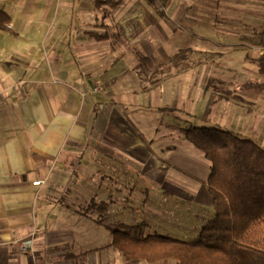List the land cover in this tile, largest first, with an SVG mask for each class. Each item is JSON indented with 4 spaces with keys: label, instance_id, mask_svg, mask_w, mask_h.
Instances as JSON below:
<instances>
[{
    "label": "crops",
    "instance_id": "0c3cea01",
    "mask_svg": "<svg viewBox=\"0 0 264 264\" xmlns=\"http://www.w3.org/2000/svg\"><path fill=\"white\" fill-rule=\"evenodd\" d=\"M209 1L231 6L205 11L231 27L191 32L197 44L179 35L171 53L176 33L146 0H1L0 264H178L128 261L114 231L198 236L215 214L211 161L185 129L213 126L214 110L216 126L264 135V0ZM219 48L226 62L200 60ZM181 50V69L164 72Z\"/></svg>",
    "mask_w": 264,
    "mask_h": 264
},
{
    "label": "trees",
    "instance_id": "16d2710c",
    "mask_svg": "<svg viewBox=\"0 0 264 264\" xmlns=\"http://www.w3.org/2000/svg\"><path fill=\"white\" fill-rule=\"evenodd\" d=\"M165 5L168 0H146ZM10 15L0 7V31H10ZM104 35H99L103 37ZM183 51L164 72L179 68ZM141 61L149 58L140 54ZM257 63L264 74V54ZM185 135L211 161L208 184L214 198V217L195 240L152 233L137 236L115 230L113 245L128 261L178 264H264V147L218 126H190Z\"/></svg>",
    "mask_w": 264,
    "mask_h": 264
},
{
    "label": "rangeland",
    "instance_id": "374dc122",
    "mask_svg": "<svg viewBox=\"0 0 264 264\" xmlns=\"http://www.w3.org/2000/svg\"><path fill=\"white\" fill-rule=\"evenodd\" d=\"M200 1H201L200 4H197V3H199V0L194 2L193 3L194 6H193L192 3H190V4L188 3L189 1L173 0L170 8H167V6L164 7L163 4L161 5V2L159 3V1H157L159 3L157 6L160 7V11H164L165 17H167V19H168V21H166V23H167V27H168L169 31H171V30L174 31L176 33V36H177L176 38H178V39H176V38L170 39V42H168L169 45L173 44V46H174L173 50H170L171 53L178 52L177 51L178 45L181 47L182 46L184 47L188 43V42H184L181 45H180V43H177V40H178V42H180V40L182 38V37H179V35L183 36V38H185V40H189L191 43L194 40V42L197 44L198 42L196 39L193 38L191 32L199 31L203 34H208V35L218 33V35H216V36H219V33L221 31L220 29H222V33H223V31L226 28L231 27L232 23L230 21L229 22H227L225 20L220 21V19H218V21L220 23L217 22L218 26L217 25L214 26L212 21L216 20L217 18H215V16L213 17L211 15H206V13H205V11L206 12L211 11L213 13L216 12L217 14H225V11L228 10L227 8L229 7V9H231V6H225L224 4L211 3L209 0H205V1L200 0ZM1 5H2V2L0 0V7H2ZM166 8H167V10H166ZM232 8L236 9V11H239V8H237L235 6H232ZM152 11L154 13H157L156 15H158L159 20H160L161 16H159L160 14H158V12L155 10V7L154 8L152 7ZM199 17H200V19L201 18H207V19H204V20H207V21H204L206 23L203 24V22L200 21ZM201 20H203V19H201ZM210 20H212V21H210ZM234 23H238V21H236ZM157 27L161 28V24ZM162 28H163V26H162ZM225 38H222L221 40L224 42L223 39H225ZM204 40H205V42L202 40L201 46L206 47V48H207L208 43L210 41H212V43L216 42L215 37H211V36L205 37ZM226 40H227V38H226ZM206 42H208V43H206ZM162 44H166V42H163ZM168 44H166V45H168ZM166 45H164V46H166ZM219 50H221V51H219ZM182 51L184 52L185 50H182ZM209 52L210 51L203 52L200 56V60L203 61V60H209L210 59L212 61L226 62V60L228 58V56H227L228 52H226L224 49H220V48L216 49L215 51H213L212 54H210L211 52L210 53ZM209 55H210V58L208 57ZM156 56H157V59H155V60L160 62L162 60V58L159 56V54H156ZM208 70L210 71V69H208ZM208 70H206V71L208 72ZM215 71L216 72H223L224 70L222 68H217L216 70H214V72ZM190 75H191V73H190ZM190 75H186V76H190ZM219 75H222V74H219ZM195 76H197V75H195ZM204 98H205V96L202 93L201 101ZM199 107L201 110H198L199 114L197 116H195L197 118L191 117V120L195 123V125H202L200 123H205L203 119L208 116L206 114V107H201V106H199ZM211 115L212 116H210V118H209L210 120L208 121V123H211V125L216 127L215 124H216V121L219 119V116H223L225 118L226 114L222 113V112L215 113V111L213 110L211 112ZM232 115L233 114H231L230 118L233 117ZM212 123H214V124H212ZM235 123H237V121ZM208 126H210V125H208ZM223 128H226V127H223ZM226 129L233 130L234 132L239 134L241 137L252 139V140L256 141L258 144H260L261 146L263 145V144H261V143H263L261 139L264 135L261 132H257L254 129V127L244 128V127L233 126L232 128H226ZM129 232H131L137 236H145L147 234L154 233V230H149L148 228L146 229L145 227H143V228L141 227V228L131 229V230H129ZM173 233L174 234H171V235H173L174 237L184 239V240H195L198 238L197 234L191 228L186 229V235L185 236H182L181 234H176L177 232H173ZM29 237L32 238V235ZM26 238H28V237H26ZM23 240L20 241V247H21V242ZM31 249H32V247L29 248L27 251H29Z\"/></svg>",
    "mask_w": 264,
    "mask_h": 264
},
{
    "label": "built area",
    "instance_id": "2783aa9c",
    "mask_svg": "<svg viewBox=\"0 0 264 264\" xmlns=\"http://www.w3.org/2000/svg\"><path fill=\"white\" fill-rule=\"evenodd\" d=\"M41 182H42L41 180H36L34 184H40ZM32 245H33V240L31 237H28L21 242V248L23 251H27L29 248L32 247Z\"/></svg>",
    "mask_w": 264,
    "mask_h": 264
}]
</instances>
